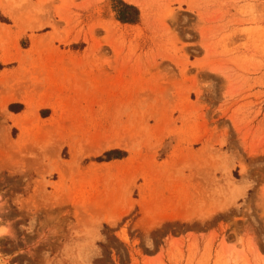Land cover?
<instances>
[{"label":"rangeland","instance_id":"1","mask_svg":"<svg viewBox=\"0 0 264 264\" xmlns=\"http://www.w3.org/2000/svg\"><path fill=\"white\" fill-rule=\"evenodd\" d=\"M0 51V264H264V0H0Z\"/></svg>","mask_w":264,"mask_h":264},{"label":"trees","instance_id":"2","mask_svg":"<svg viewBox=\"0 0 264 264\" xmlns=\"http://www.w3.org/2000/svg\"><path fill=\"white\" fill-rule=\"evenodd\" d=\"M115 13H116L117 21L121 24L132 25L138 22V18H139L138 10L135 7L125 4L121 1L117 3V6H115ZM122 157H124L123 153L119 151H113V152L104 154L103 158H98L96 159V161L97 162L110 161V160L119 159Z\"/></svg>","mask_w":264,"mask_h":264},{"label":"bare ground","instance_id":"3","mask_svg":"<svg viewBox=\"0 0 264 264\" xmlns=\"http://www.w3.org/2000/svg\"><path fill=\"white\" fill-rule=\"evenodd\" d=\"M12 16V15H11ZM0 53H1V51H0ZM1 60H2V62L3 63H9L10 62V58L5 54V53H1ZM12 61V60H11ZM14 101H16L15 99H10L9 100V102H14ZM24 104L25 105H27V106H29V107H31L30 105H29V103H27V102H24ZM42 106H44L45 107V105L44 104H42ZM33 109V108H32ZM28 113V112H27ZM32 113V112H31ZM25 114H26V112H25ZM23 122V121H22ZM22 122L21 121H18L17 123H18V125L21 127L22 126ZM24 125V124H23ZM19 127V128H20ZM97 153L99 154V151H97Z\"/></svg>","mask_w":264,"mask_h":264},{"label":"crops","instance_id":"4","mask_svg":"<svg viewBox=\"0 0 264 264\" xmlns=\"http://www.w3.org/2000/svg\"><path fill=\"white\" fill-rule=\"evenodd\" d=\"M1 57V56H0ZM7 64V63H6Z\"/></svg>","mask_w":264,"mask_h":264}]
</instances>
